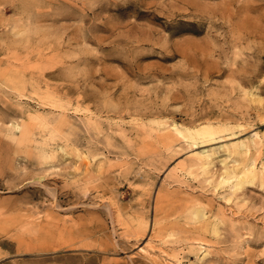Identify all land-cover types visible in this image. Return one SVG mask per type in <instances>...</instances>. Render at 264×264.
Returning <instances> with one entry per match:
<instances>
[{"label":"rangeland","instance_id":"obj_1","mask_svg":"<svg viewBox=\"0 0 264 264\" xmlns=\"http://www.w3.org/2000/svg\"><path fill=\"white\" fill-rule=\"evenodd\" d=\"M0 264H264V0H0Z\"/></svg>","mask_w":264,"mask_h":264},{"label":"bare ground","instance_id":"obj_2","mask_svg":"<svg viewBox=\"0 0 264 264\" xmlns=\"http://www.w3.org/2000/svg\"><path fill=\"white\" fill-rule=\"evenodd\" d=\"M227 177H228V176H227ZM231 178H232V177H231ZM236 185H237V184H236ZM241 185H242V184H241ZM241 185H240V186H241Z\"/></svg>","mask_w":264,"mask_h":264}]
</instances>
